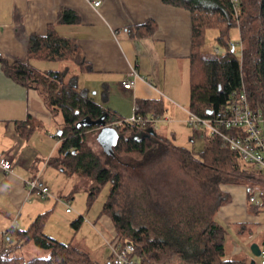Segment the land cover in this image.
<instances>
[{
  "label": "trees",
  "instance_id": "trees-1",
  "mask_svg": "<svg viewBox=\"0 0 264 264\" xmlns=\"http://www.w3.org/2000/svg\"><path fill=\"white\" fill-rule=\"evenodd\" d=\"M163 1L191 13L189 110L207 115L208 109L219 108L233 91L243 88L251 106L264 110V0ZM59 20L73 24L79 19L68 10ZM234 27L241 37L239 55L229 41ZM139 28L152 33L155 26L148 21ZM210 29L217 30L216 39L226 49L223 53L204 48ZM34 61H51L57 68L41 69ZM0 63L6 75L36 90L51 113L61 116L62 124L55 134L58 147L50 162L57 160L59 163L54 164L63 171L90 179V202L110 182L103 213L112 219L120 242L133 245L132 254L140 264H166L175 253H182L189 263L216 264L226 255L228 232L216 220V214L231 197L220 185L242 184L250 192L254 185L264 183L261 174L239 163L235 151L223 147L218 137L209 136L204 149L196 152L174 145L171 139L151 129V122L126 123L105 106L109 99L107 85L100 101L80 86V74L92 68L77 41L61 34L55 24L48 26L43 38L32 39L26 62H9L0 55ZM165 109L160 99L138 98L134 115L157 117ZM101 119L113 123L118 133L116 144L105 157L88 144L89 137L99 130ZM24 127L22 122L17 123L16 130L29 138L34 129L26 132ZM123 164L140 175L131 193L117 168ZM177 166L184 178L171 181L169 176ZM153 169L157 172L146 177V171ZM250 206L255 212L262 209ZM4 214L6 211L0 208V216ZM50 215V210L39 214L27 228L9 227L0 238V264H97L75 242H62L45 232ZM80 223L81 218L74 221L76 232ZM30 244L49 253L27 258L23 250ZM220 264L252 262L241 254L221 260Z\"/></svg>",
  "mask_w": 264,
  "mask_h": 264
},
{
  "label": "crops",
  "instance_id": "crops-1",
  "mask_svg": "<svg viewBox=\"0 0 264 264\" xmlns=\"http://www.w3.org/2000/svg\"><path fill=\"white\" fill-rule=\"evenodd\" d=\"M93 1L0 0V55L9 62H26L32 39L43 38L47 34L48 26L55 24L61 34L73 37L81 46L86 61L92 68L91 72L85 74L91 78L89 82L94 88L93 93L99 95V100L92 97L96 101H100L104 85H107L109 99L105 106L124 119L134 115L135 101L138 98L160 99L164 106L168 101L170 104L165 107L164 116L160 120L170 123L178 116L183 118L185 113L188 116L190 11L167 4L163 0H99L98 6ZM68 10L78 15L79 20L76 23L60 22L61 14ZM148 21H152L155 26L152 33L139 28ZM43 63L44 61H34L39 68ZM134 70L139 75L135 85L124 88L122 80L131 77ZM79 81L81 82V77ZM81 87L88 92L91 89L85 85ZM21 122L26 132L28 128L34 129L29 138L21 136L16 130L17 123ZM102 124L116 130L113 123L100 122L101 126L95 132L97 139ZM156 126L151 129L169 137L168 129L164 126L157 129ZM170 132L174 135L175 130ZM98 141L105 153L109 154L111 149L105 147L104 141ZM57 147L58 139L52 127V114L40 94L6 75L0 63V159L10 160L13 167L10 172L0 167V179L3 181H0V208L6 211L1 216L18 210L19 215L25 214L28 221H33L39 215L37 210L27 205L31 204L34 193L30 192L26 181L39 175L42 180L44 174L50 175V170H54L57 175L62 173L61 168L50 162ZM82 179L84 185L88 186V181L85 183L86 178ZM45 186L48 187L47 184ZM220 189L231 197L216 214V220L228 232V251L221 260L246 254L251 262L254 260L255 264H260V254H254L252 245H258L260 251L264 249V209L255 212L247 203L245 185L221 184ZM50 193L52 196L44 199H54L59 202V206L54 202V208H50L49 203H45L44 211L51 212L47 225L55 215L63 216L65 222L71 226L81 218L77 232L74 230L67 242H75L88 251L97 264H107L111 259L110 241L116 235L110 216L101 213L95 220L87 222L86 215L81 210L72 208L71 212L66 211V203L70 204V198L63 200L62 194L52 189ZM88 227L96 235L81 234V239H77L79 242L75 241L76 234ZM7 232L2 228L0 238ZM46 233L65 242L55 232ZM256 251H259L257 247ZM221 260L216 264H220ZM166 264L203 263H189L182 253H175Z\"/></svg>",
  "mask_w": 264,
  "mask_h": 264
},
{
  "label": "rangeland",
  "instance_id": "rangeland-1",
  "mask_svg": "<svg viewBox=\"0 0 264 264\" xmlns=\"http://www.w3.org/2000/svg\"><path fill=\"white\" fill-rule=\"evenodd\" d=\"M217 30L214 29H210L207 31L206 34V42L204 45V48L207 51H216L217 49H219V52L223 53L226 49L225 46L223 44H221L217 39H216V35H217ZM229 37H230V43L234 45V49H235V53L236 54H240V50H241V37H240V32L239 29L234 27L230 30L229 33ZM41 69H56L57 68V64L51 61H44L43 64H41ZM81 77V84L80 86H89L91 89L89 91L90 96L96 98L97 100H99V95H96L93 93V86L90 85L91 78H88V76H86L85 73L80 74ZM89 79V80H87ZM88 81V82H87ZM90 81V82H89ZM166 106H168V101L165 102ZM165 106V107H166ZM187 112V111H186ZM170 113V112H169ZM168 113V114H169ZM52 114V113H51ZM171 114H169L170 116ZM134 115H132L131 117L127 118V119H132ZM164 116V115H162ZM161 116V117H162ZM186 113L185 116L182 118L180 116L176 117V119L174 120V122H168L165 120H159L161 122L158 121V123L156 124V128L159 129V127L164 126L167 130V132L169 133V137H167L168 139H171V142L178 146V147H182L185 149H189V150H194L196 152H199L201 150L204 149L205 144H206V140L200 138L190 127L187 126V123L185 122L186 120ZM164 118V117H163ZM170 118H173L170 116ZM172 121V119L170 120ZM62 124V120H60V116H55L52 114V127L54 130V135L56 134L59 126ZM101 126V125H100ZM175 130L174 135H172L173 133H171V130ZM42 139V138H40ZM54 142V140H51ZM88 144L96 151L98 152L102 157H105L107 154L105 153L103 147L100 145L98 139H97V135L96 133H93L89 139H88ZM45 145V143L43 144ZM58 154V153H57ZM175 154H171V156L174 158ZM59 156V155H57ZM167 156V155H166ZM170 156V155H169ZM45 159V158H44ZM239 160V159H238ZM54 161V160H53ZM57 161V160H56ZM52 162L54 163H59V162ZM239 163L241 165H244L240 160ZM61 167V166H60ZM118 170L121 171L122 176H123V182L125 184L126 187H128L127 189L133 192L134 188H135V184H138L136 182H138V179L140 177V175L137 174V172H135L134 170L131 169V167H129L128 164L126 165H119V167L117 166ZM62 169V168H61ZM50 175L46 176L45 174L42 176V182L43 184H47L48 187L50 189H52L53 191H56V193L58 194H62L61 198L63 200H66L68 198H70V206L73 209L76 210H81L83 212V214H85L86 221H90V220H95V218H97L101 213H103L104 210V204H106V202L108 201V197H109V191H110V182L105 184L101 191L99 192V194L92 200V202H90L88 200L89 198V190H90V186H91V181L90 179H86L85 183H87L88 181V186L85 184L84 185V181H83V177L74 174L68 170L63 171L62 173H59L57 175V173L54 170H50ZM157 171L155 169L153 170H147L145 175L146 177H150L153 176L154 173H156ZM181 169L177 166V168H175L173 170V174H170L169 178L171 181L180 179V178H184L183 173H181ZM40 179V175L38 176ZM155 177V176H154ZM2 179V178H1ZM0 179L1 182H3ZM126 189V190H127ZM122 190V187H121ZM120 190V191H121ZM34 194L32 195V202L31 204H27L28 206H32L33 209L37 210V212H39V214L44 213L45 209V203H49L50 208L53 207L54 205L57 204L56 206L58 207L59 202H55L54 199H44L43 196H41L40 194H37L36 192H33ZM129 194V193H128ZM126 192V196L128 195ZM39 195V196H38ZM60 196V195H59ZM55 202V204H54ZM11 206V204H10ZM28 210V209H27ZM24 211L26 212L25 208ZM32 211V210H31ZM19 211H11L10 213L7 214V216H1L0 217V230L3 228L5 230H8L9 227L13 226H17L18 228H27L29 227V225L31 224L30 222L32 221H28L25 218V214H18ZM54 213V212H53ZM38 214V213H37ZM18 220H17V219ZM27 221H26V220ZM47 225V223H46ZM88 225V224H87ZM45 232H55L59 238L63 239L65 242L70 240V237L74 234V227L71 226V224H67L65 222V219L63 216L61 215H55L52 216L51 220L48 222V225L45 226ZM81 234L85 235H92L95 236V231H92L91 228H86V229H81V231H79L76 234V240L79 238L81 239ZM99 241V240H98ZM79 242V240L77 241ZM82 242V241H80ZM24 256L29 258L31 256H45L47 255L49 252L46 249H42V248H38L36 246H34L33 244H30L29 246H26L24 248Z\"/></svg>",
  "mask_w": 264,
  "mask_h": 264
},
{
  "label": "built area",
  "instance_id": "built-area-1",
  "mask_svg": "<svg viewBox=\"0 0 264 264\" xmlns=\"http://www.w3.org/2000/svg\"><path fill=\"white\" fill-rule=\"evenodd\" d=\"M93 2L96 6L100 4L99 0ZM138 76L134 70L131 77L122 80L123 87L132 88ZM187 114L188 127L200 138L218 137L222 146L235 151L239 160L247 168L264 177V110L251 106L245 88L233 91L229 99L219 108L212 110L210 114L200 115L190 110ZM160 117L145 118L134 115L132 119H125V121L128 124L138 125L151 122L155 126ZM0 167L6 172H10L13 168L8 159H0ZM26 185L30 192H36L43 197L52 196L50 189L41 182L39 177L27 180ZM246 199L249 205L264 209V183L254 185L250 192H247ZM66 211H72L69 203H66ZM110 248L111 259L107 264H140V261L132 254L133 245L121 243L118 236L115 235L111 239ZM259 262L264 264V249L261 250Z\"/></svg>",
  "mask_w": 264,
  "mask_h": 264
},
{
  "label": "water",
  "instance_id": "water-1",
  "mask_svg": "<svg viewBox=\"0 0 264 264\" xmlns=\"http://www.w3.org/2000/svg\"><path fill=\"white\" fill-rule=\"evenodd\" d=\"M212 109H208L207 113H211ZM103 122L102 121H98ZM117 138H118V133L114 128L111 127H105L104 124H102V129L100 131V133L98 134V139L100 141H104L105 147L110 148L112 150L113 146L116 144L117 142ZM256 247L259 251H256ZM252 251L254 252V254H260V247H258V245L253 244L252 245ZM252 264H255V261H252Z\"/></svg>",
  "mask_w": 264,
  "mask_h": 264
}]
</instances>
